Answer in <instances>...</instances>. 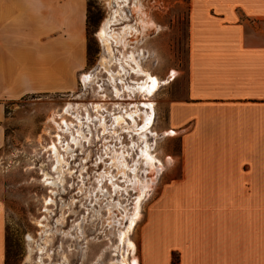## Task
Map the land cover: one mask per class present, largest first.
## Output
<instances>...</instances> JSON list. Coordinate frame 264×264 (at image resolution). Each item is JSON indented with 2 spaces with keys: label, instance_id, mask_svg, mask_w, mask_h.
I'll use <instances>...</instances> for the list:
<instances>
[{
  "label": "rangeland",
  "instance_id": "rangeland-1",
  "mask_svg": "<svg viewBox=\"0 0 264 264\" xmlns=\"http://www.w3.org/2000/svg\"><path fill=\"white\" fill-rule=\"evenodd\" d=\"M188 2L86 0L87 59L76 87L5 104V264H141L145 213L179 150L166 108L185 94ZM119 3L124 18L113 16ZM136 4L151 21L145 29ZM125 25L134 26L131 35H117ZM105 31L117 35L110 49L100 39ZM147 75L158 79L150 94L138 87ZM145 143L157 161L142 155ZM136 211L131 249L123 232Z\"/></svg>",
  "mask_w": 264,
  "mask_h": 264
},
{
  "label": "crops",
  "instance_id": "crops-1",
  "mask_svg": "<svg viewBox=\"0 0 264 264\" xmlns=\"http://www.w3.org/2000/svg\"><path fill=\"white\" fill-rule=\"evenodd\" d=\"M86 35V0H0V147L6 103L76 87ZM187 40L185 94L166 108L179 150L140 262L264 264V0H189Z\"/></svg>",
  "mask_w": 264,
  "mask_h": 264
},
{
  "label": "bare ground",
  "instance_id": "bare-ground-1",
  "mask_svg": "<svg viewBox=\"0 0 264 264\" xmlns=\"http://www.w3.org/2000/svg\"><path fill=\"white\" fill-rule=\"evenodd\" d=\"M125 1H127V0H125ZM132 9H133V11L135 13H137L139 15L140 23H141L143 29H145L148 25L151 24V21L147 18L148 16H146V14L143 12V10H142L143 8H142L141 4H136ZM113 16H119V18H124L125 11L123 10V5L122 4L119 3L118 4V8L114 9ZM111 21L113 22V21H115V19H111ZM133 31H134V26L133 25H125V26L122 27V30H120L118 32H115V33H117V35L120 34V33H124L126 35H131V33ZM117 35L114 34V32L109 33L108 31H105V32H103L100 35V39H101L103 44H106L107 49H110L109 41L112 38H113L112 40H114V39L116 40V36ZM130 59H133V58L130 57ZM120 66L122 67L121 64H120ZM86 78H88L87 75L82 76L83 81H85ZM111 78L113 80V76ZM157 86H158V79L156 77H153V76L151 77L149 75L146 76V79L142 82L141 85H138V87H140L146 94H150L152 91H154L156 89ZM126 88H128L129 92L132 93V94L135 92L134 90H137V89L129 87V86H126ZM146 103L149 105V102H146ZM135 111L136 110H134L133 113H136ZM147 114L144 117L145 127H147V125H148V123L150 121L149 115H147ZM129 117L131 119H133L131 114L129 115ZM119 119H121V116L120 115L116 116L115 120L119 121ZM144 128L142 127L141 129L143 130ZM141 152H142V155H144L146 157V160H148L149 164L154 162V161H157V158L153 155V153L150 152V146L147 143L144 144V147L141 149ZM137 216H138L137 211L134 212L130 216V223L128 225V228L123 232V234H124L123 238L125 239L127 244H129L131 246V249L134 248V243L128 237V232L131 229L132 225L134 224L135 219L137 218ZM136 263H137V259L136 258H132V263L131 264H136Z\"/></svg>",
  "mask_w": 264,
  "mask_h": 264
}]
</instances>
